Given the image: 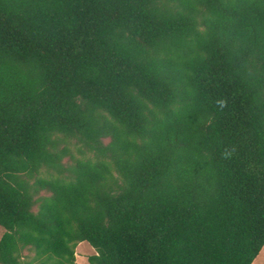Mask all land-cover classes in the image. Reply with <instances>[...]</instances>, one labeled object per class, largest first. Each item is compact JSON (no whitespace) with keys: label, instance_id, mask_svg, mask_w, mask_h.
Masks as SVG:
<instances>
[{"label":"trees","instance_id":"1","mask_svg":"<svg viewBox=\"0 0 264 264\" xmlns=\"http://www.w3.org/2000/svg\"><path fill=\"white\" fill-rule=\"evenodd\" d=\"M0 226V264H251L264 0H0Z\"/></svg>","mask_w":264,"mask_h":264},{"label":"rangeland","instance_id":"2","mask_svg":"<svg viewBox=\"0 0 264 264\" xmlns=\"http://www.w3.org/2000/svg\"><path fill=\"white\" fill-rule=\"evenodd\" d=\"M4 229L0 226V237ZM95 253V249L87 242L81 241L76 247V262L77 264H90L88 262V256ZM251 264H264V245L262 246L260 253L254 259Z\"/></svg>","mask_w":264,"mask_h":264}]
</instances>
